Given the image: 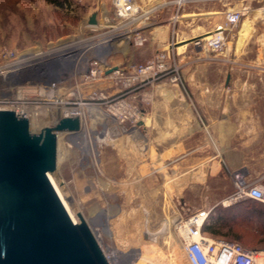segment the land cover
<instances>
[{
	"label": "rangeland",
	"instance_id": "1",
	"mask_svg": "<svg viewBox=\"0 0 264 264\" xmlns=\"http://www.w3.org/2000/svg\"><path fill=\"white\" fill-rule=\"evenodd\" d=\"M167 1L137 0L145 9L155 8L145 45H135L131 37L101 49L107 32L116 35L113 0H63V5L51 0H0V64L23 56L33 59V68L20 76V88L0 97L13 102L20 91L21 99L14 104L29 117L34 132L54 125L60 116H81L79 131L58 133L53 174L77 221L79 211L113 264H134L143 242L161 245L170 255L169 241L183 253L176 219L212 204L225 207L222 201L239 185H250L231 174L225 154L241 147L234 134L247 130L248 122L260 123L264 134V17L251 19L250 11L243 19L246 36L238 28L229 49L208 53L195 47L192 39L210 33L240 0H186L176 26L185 35L173 47V26L165 25L177 6L161 5ZM262 5L255 3L252 10ZM93 12L98 14V27L87 25ZM250 25L256 26L253 33ZM195 28L203 32L189 37L187 32ZM248 35V43L256 38L258 46L252 42L243 46ZM85 41H90L89 47L81 53L65 50L44 57L54 47ZM183 43L187 46L180 50ZM4 51L16 55L5 59ZM160 51L170 52L182 84L162 78L126 86L122 79L88 74L100 59L103 65L127 67ZM4 86L0 81V89ZM98 109L103 112L95 114ZM257 144L264 162V141ZM215 162L220 170L212 173ZM249 212L255 224L244 235L251 245L235 238L243 234L239 228L222 232L262 251L264 228L259 225L264 226V205Z\"/></svg>",
	"mask_w": 264,
	"mask_h": 264
},
{
	"label": "water",
	"instance_id": "2",
	"mask_svg": "<svg viewBox=\"0 0 264 264\" xmlns=\"http://www.w3.org/2000/svg\"><path fill=\"white\" fill-rule=\"evenodd\" d=\"M87 25H100L97 12ZM81 125L79 114L64 115L34 132L29 117L0 109V264H112L85 217L78 211L79 222L73 220L49 178L57 169L58 133Z\"/></svg>",
	"mask_w": 264,
	"mask_h": 264
},
{
	"label": "built area",
	"instance_id": "3",
	"mask_svg": "<svg viewBox=\"0 0 264 264\" xmlns=\"http://www.w3.org/2000/svg\"><path fill=\"white\" fill-rule=\"evenodd\" d=\"M186 0H170L162 4L167 6L174 4L177 6V13L172 16L173 21V34L171 46L176 44L178 40V33L176 31V23L179 18V12L182 5ZM264 5V0H240V3L234 7L229 8L224 13L223 22L217 24L215 28L206 35H201L193 38L192 43L195 47L203 48L208 53L222 52L224 49H229V42L234 38L237 33L238 27L244 15L253 9V5ZM262 5V6H263ZM114 17L118 20V25L113 27L112 31L116 35L105 34L102 40L101 49L109 46L120 36H127L133 38L135 45L143 46L149 40V29L154 22L150 21L151 9L143 8V5L137 0H113ZM261 6V7H262ZM160 7V6H159ZM135 25L132 29L128 30V26ZM111 32V31H109ZM113 44V43H112ZM9 51L2 52V57L7 59L10 55H14ZM16 55V54H15ZM170 52L160 51L155 56L147 61L141 63H133L127 67L117 66V69L111 73L107 70L113 67L111 64H102L95 61L94 66L88 71V74L96 77L98 74L106 78L122 79L124 85L131 86L132 84L150 80L167 78L176 84H182L181 76L179 75L176 65L172 67L170 59ZM23 57H17L7 65L0 64V81L5 83L6 86L0 89V93L6 94L15 92L20 83V76L23 74L24 61ZM33 68V67H32ZM32 68L26 69L30 70ZM34 68H37L35 66ZM12 73V75H9ZM13 102H10L8 96L0 97V109H13L17 113L18 108L14 103H17L20 98V91L16 92ZM96 96V95H95ZM24 115V114H22ZM27 116V115H25ZM255 199L264 203V186L260 184H250L240 187L232 195L222 201L223 205H231L242 199ZM214 207H204L200 209L190 210L186 215L180 216L176 219L174 227L180 236L186 258L190 264H257L256 257L259 251L255 248H249L237 240H232L224 237H213L206 231L211 213ZM104 249V248H103ZM106 252V251H105ZM108 258L109 254L106 252ZM111 260V259H110ZM112 262V261H111ZM113 264V263H112Z\"/></svg>",
	"mask_w": 264,
	"mask_h": 264
},
{
	"label": "crops",
	"instance_id": "4",
	"mask_svg": "<svg viewBox=\"0 0 264 264\" xmlns=\"http://www.w3.org/2000/svg\"><path fill=\"white\" fill-rule=\"evenodd\" d=\"M143 8H145V6H143ZM257 10H258V8L251 10V14L254 13V15L252 17H249V18L253 19L254 16H257L256 15ZM248 14H249V12H248ZM243 19H244V17H243ZM243 19H242V21L238 27L240 31L237 30V33L239 31L242 34V36L244 37V36H246L245 33H247V28L245 27L246 26V23H245L246 20H243ZM257 19H259L258 16H257ZM257 19H255V21ZM167 21L169 23L166 24L165 26H166V28L170 29L171 25L173 26V21L170 17L167 18ZM255 21H254V24H255ZM176 26H177V23H176ZM255 27H256L255 25H254V27L252 25H250L249 26V32L251 30V32L253 33L255 30ZM176 31L178 33V36L185 35V32L182 34L179 29ZM202 32L203 31L202 30L200 31L199 28H195V29H193V31H191L189 33L187 32V34H189V37H192V36L197 35V34L201 35ZM237 33H235V36ZM252 33H250V34H252ZM250 36L247 38V40L245 38L246 41L244 40L243 46H245L246 43L249 42ZM232 39H234V38H232ZM231 42H232V40L229 42V44ZM251 42L254 44H257V46H258V41L256 38L251 39L250 43ZM189 43H190V41H189ZM250 43H248V44L250 45ZM186 46H187V44H186ZM245 58L249 60L248 57L243 56V59H245ZM248 60H246V61H248ZM252 61H254V60H252ZM111 65L117 66V65H113V64H111ZM248 90H250V88H248ZM260 126H261V124L258 123L257 121H255V123H253V124L248 122L247 130L243 129V132L241 134H237V135L234 134V137L236 139L241 140V147L239 149L237 147H234L233 149L229 148V150L225 154V159H226V162L230 168L231 174L235 175V177L241 178V181L243 183H245V184L254 183V184H260V185L264 186V162L261 159L262 155H260V150L262 149V147L259 144H257V143L264 141V134L262 133ZM219 170H220L219 164L217 162H215L211 167V172L215 173V172H218ZM223 206H225V207H221V205L219 203L214 204V205L212 204L211 206H209V207H214V208H213V211L211 213V216H210V219H209V222H208L206 228H208L209 226H213L217 223L218 224L230 223L234 226L241 225L243 227L244 226L243 219L245 216H247L249 214V209L247 207H245V205L243 204V201H238V202L233 203L231 205H223ZM244 207H245V209H244ZM221 209L224 210L225 212H223ZM234 221L236 222V224L233 223ZM223 229H227V228H223ZM234 230H235V228L233 229V231ZM233 231H230V232L232 233ZM207 232L210 236H213V237L227 238V237H225L226 235H225V233L222 232V230H220L219 233H215V234L211 233L209 231H207Z\"/></svg>",
	"mask_w": 264,
	"mask_h": 264
},
{
	"label": "bare ground",
	"instance_id": "5",
	"mask_svg": "<svg viewBox=\"0 0 264 264\" xmlns=\"http://www.w3.org/2000/svg\"><path fill=\"white\" fill-rule=\"evenodd\" d=\"M166 2H163L161 3L164 4ZM151 10H149L150 12ZM256 15L258 17H264V5L262 7H259L258 10L256 11ZM181 17V16H180ZM109 22V21H108ZM208 34V33H207ZM206 34V36H208ZM119 38H117L115 41L117 40H120L122 39L123 42H127L129 41V35H125V36H120L118 35ZM112 38H113V35H112ZM115 41H113L112 43H114ZM88 42V41H87ZM87 42L85 41L84 43L83 42H78V43H66V44H63L61 46H58L57 48L54 47L52 48L51 52L50 53H47L44 57H50L51 55H53L54 53H60L62 51H65V50H76L78 53L82 50H84L85 48H88L89 44L87 45ZM90 42V41H89ZM88 42V43H89ZM83 43V44H82ZM186 45V43L184 44H181L178 46V48L181 50L182 48H184ZM88 46V47H87ZM98 46V45H97ZM42 53V52H41ZM39 55V54H38ZM44 54L42 55H39V56H43ZM102 57V56H101ZM37 58V57H36ZM69 58V57H68ZM25 61H24V65H23V69H25L26 67L28 68H31L30 67V62L33 61V59H28V58H24ZM38 60V58L36 59ZM71 61V60H70ZM78 62V61H77ZM39 63L41 64L42 63V60L39 61ZM43 64V63H42ZM9 75H12V73H10ZM52 90V89H51ZM50 90V91H51ZM55 90V89H54ZM49 91V92H50ZM56 93V92H54ZM55 95V94H54ZM98 112H103L101 109H98L96 112H94L95 114H97ZM106 114V113H104ZM68 116H73V115H69V114H66ZM78 115V114H77ZM75 116V115H74ZM107 116V115H106ZM49 178L56 190V192L58 193V195L60 196L63 204L65 205L66 209L68 210L69 214L71 215V217L73 218V220L75 222H78L77 221V218L75 217V215L73 214V211L68 203V201L66 200L65 196L63 195L62 191H61V187L59 186V183H58V178H56L54 176L53 173H49ZM203 179V178H202ZM171 181V180H170ZM172 182V181H171ZM170 185H172V183H170ZM169 187V186H168ZM174 187V186H173ZM171 189H173L172 187H170ZM171 191V190H170ZM179 242V241H178ZM149 243V242H147ZM145 242H143V251H142V254L140 256V258L138 259V261H136L134 264H181L182 261L184 260L185 262L187 261L186 264H190L187 260L186 255H185V252H184V249H183V253L181 252L180 254L178 253V248H179V245H172L171 242L167 241V243L170 244V247H171V251L172 253L170 255H167L165 254V252L161 249V245L160 246H157L156 244H153V243H150V244H147ZM177 243V242H176ZM180 244V243H179ZM161 247V248H160ZM181 249V251H182ZM166 251V250H165ZM256 263L257 264H264V250L262 251H259V253L257 254V257H256Z\"/></svg>",
	"mask_w": 264,
	"mask_h": 264
},
{
	"label": "trees",
	"instance_id": "6",
	"mask_svg": "<svg viewBox=\"0 0 264 264\" xmlns=\"http://www.w3.org/2000/svg\"><path fill=\"white\" fill-rule=\"evenodd\" d=\"M52 2L58 4V5H63V0H51ZM243 204L249 209V208H252L253 206H257V205H264V203L260 202V201H257L255 199H251V198H247L245 201H243ZM220 218V217H219ZM234 224H236V222L234 221L233 222ZM243 223H244V226L242 227L241 225L239 226H234L230 223H220V224H215L213 226H209L208 228H206V231H209L211 233H219L220 230H222L223 228H227L230 231H233V229L235 228H239L243 234L242 235H239L235 238H238L240 240H243L246 244L248 245H251V242L248 240V237H246L244 235V232H248V228L249 227H253L254 226V221H253V218L250 217V212L247 216L244 217L243 219ZM256 224H259V223H256ZM259 226H262V228H264L263 225H259ZM254 245V244H252Z\"/></svg>",
	"mask_w": 264,
	"mask_h": 264
}]
</instances>
